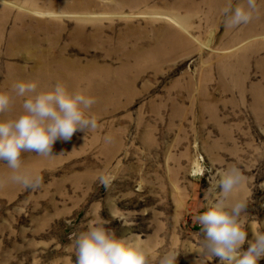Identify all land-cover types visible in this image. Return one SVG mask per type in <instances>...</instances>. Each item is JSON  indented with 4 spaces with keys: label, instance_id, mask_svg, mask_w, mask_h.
<instances>
[{
    "label": "rangeland",
    "instance_id": "374dc122",
    "mask_svg": "<svg viewBox=\"0 0 264 264\" xmlns=\"http://www.w3.org/2000/svg\"><path fill=\"white\" fill-rule=\"evenodd\" d=\"M263 1L257 0L258 18L232 28L222 10L244 0H0V91L10 90L7 81L38 57L25 58L8 44L12 28L35 32L38 21L63 27L55 46L45 40L59 34L55 28L38 31L41 49L82 59L80 67L96 58L115 75L94 95L86 91L90 81L66 67L49 65L22 77L38 91L61 84L104 104L89 113L98 128L58 140L56 155L22 154V170L40 175V188L13 183L12 170L0 162V264H76L73 242L97 220L107 221L117 237L131 235L148 247L152 264L169 250L180 252L177 264H196L204 233L195 218L208 210L206 194L218 173L232 165L248 178L234 193L248 199L247 239L264 231ZM76 4L92 16L83 20L66 11ZM99 24L106 30L98 45L73 35L79 26ZM140 40L148 41L140 47L146 54L127 62L126 52L134 54ZM124 76L131 93L119 85ZM23 99L6 118L21 112ZM101 174L115 176L109 188L99 183ZM210 264H221L220 258Z\"/></svg>",
    "mask_w": 264,
    "mask_h": 264
},
{
    "label": "clouds",
    "instance_id": "9594fccd",
    "mask_svg": "<svg viewBox=\"0 0 264 264\" xmlns=\"http://www.w3.org/2000/svg\"><path fill=\"white\" fill-rule=\"evenodd\" d=\"M222 11L225 25L237 28L258 18L261 8L257 0H244L235 7L229 2ZM17 98H24L21 112L14 118H6ZM95 103L94 97L69 93L61 84L54 90L38 91L36 82L21 81L8 91H0V162L12 170L10 180L25 189L40 188L42 177L22 170V154L35 152L50 158L56 155L53 146L58 140L69 142L78 131L96 130L98 118L89 114ZM218 176L206 194L208 210L195 218L204 233L196 264H210L215 257L220 258L221 264H258L264 258V231L254 232L251 241L247 239L243 216L247 213L248 199L234 197L248 178L236 165ZM97 179L109 188L115 176L101 174ZM107 223L104 220L90 223L87 231L75 238L76 264H152L148 247L131 235L117 237L114 230L105 226ZM179 255L178 250H169L158 264H177Z\"/></svg>",
    "mask_w": 264,
    "mask_h": 264
},
{
    "label": "bare ground",
    "instance_id": "6f19581e",
    "mask_svg": "<svg viewBox=\"0 0 264 264\" xmlns=\"http://www.w3.org/2000/svg\"><path fill=\"white\" fill-rule=\"evenodd\" d=\"M8 1V0H5ZM133 2H137L138 0H130ZM263 1V0H262ZM80 4V3H78ZM76 4L75 5V9H72L71 6L70 7H66V11H70L74 14V16H76L78 19H83V20H87L89 19L92 15L88 14V13H80L83 12L82 10H77L76 8H79L80 6ZM263 5H264V1H263ZM130 6L133 7V4L130 3ZM44 13V12H41ZM50 14L53 15H60L58 11H54V12H49ZM172 19H174L173 17H170ZM175 20V19H174ZM178 22V21H177ZM36 23V28L38 27L39 30L38 31H45V30H49L51 28H55L59 34L56 37H45V40L47 38L50 39V42H47V45L50 43L53 46H55V43H59L60 42V35L62 34L63 31V27L61 25H56L53 24L50 25V22H45V21H38ZM179 23V22H178ZM32 30V29H31ZM30 28L27 29L26 31H20L19 29H15V27L12 28V31L10 33L9 36V40H8V44L14 48V47H18L19 49L24 50L26 53L24 54L26 57H31L28 54H35L38 57H31L33 58V60L35 61V65H32V68H30V70L27 71H21L18 72V74L16 76H14L12 78V81L9 80L7 81L6 85L7 87H12L13 84L21 82L22 77L24 76V78H31L34 77V72L33 71H39V72H43V70L47 69L49 67V65L55 66V67H63V68H69L72 71V74L74 76H78L79 78L83 79V80H89V85H87L86 91L88 93H92V92H96L97 89H102L103 91V85L102 83L104 82H111L112 80V76L111 75V68L109 65L107 64H98V59L96 58H91L89 60H87V62L85 63L86 65L84 67H80L81 65L84 64V60H78L77 58H70L65 56L63 53H61V51L54 57L51 54V50L52 49H41V44H42V40L40 39L39 35L37 34L38 31H31ZM106 29L104 27H102V24L97 25L95 28H92L91 30L87 29L85 26H79L78 28L75 29V31L73 32V35H83L86 36L89 41L91 42V44L95 43L96 45L99 44V42L102 41V35L103 32ZM105 40H103V43L106 42H110L109 39L104 38ZM120 44L122 42H125V40L123 39H119ZM148 43V41L146 40H140L138 42H136V44L133 46L132 48V52L133 53H129V51L126 52V61L129 62L132 58V56H134V60H141L143 59L144 55L146 53H141V49L140 47L145 46V44ZM123 45V44H122ZM126 46V45H125ZM118 47H120V45H118ZM39 49L40 52L37 53L36 51ZM61 50H64V47L61 48ZM125 53V52H123ZM122 53V54H123ZM54 57V58H52ZM122 58V56H121ZM128 63L123 64L122 68L123 70L129 69V67L127 66ZM36 67V68H35ZM65 68V69H66ZM41 75V74H39ZM43 79H49L48 77L43 78ZM107 79V80H106ZM42 80V79H40ZM120 87L123 89V91H125L126 93H131V82L128 81L125 76L124 77H120V79L118 80ZM90 95H94V93L90 94ZM100 98L106 100L107 98L105 97H101ZM96 103L95 104H104L100 99H96Z\"/></svg>",
    "mask_w": 264,
    "mask_h": 264
}]
</instances>
